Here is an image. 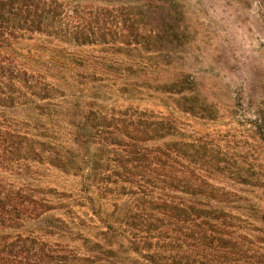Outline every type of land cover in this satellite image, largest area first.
Masks as SVG:
<instances>
[{
    "label": "trees",
    "instance_id": "1",
    "mask_svg": "<svg viewBox=\"0 0 264 264\" xmlns=\"http://www.w3.org/2000/svg\"><path fill=\"white\" fill-rule=\"evenodd\" d=\"M182 18L179 0H0V264H264L255 148L184 118L218 116L174 59Z\"/></svg>",
    "mask_w": 264,
    "mask_h": 264
},
{
    "label": "rangeland",
    "instance_id": "2",
    "mask_svg": "<svg viewBox=\"0 0 264 264\" xmlns=\"http://www.w3.org/2000/svg\"><path fill=\"white\" fill-rule=\"evenodd\" d=\"M179 1L184 37L176 43L181 51L174 59L196 80L205 114L217 110L218 116L184 115L189 130L217 131L235 144L253 146L264 173V144L247 131L257 114L264 115V0ZM160 102L140 105L162 109Z\"/></svg>",
    "mask_w": 264,
    "mask_h": 264
}]
</instances>
